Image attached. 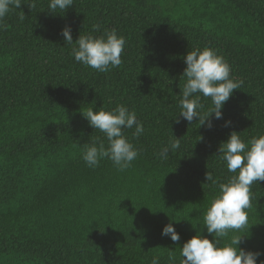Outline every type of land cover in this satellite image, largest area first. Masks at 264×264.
<instances>
[{"label":"trees","instance_id":"1","mask_svg":"<svg viewBox=\"0 0 264 264\" xmlns=\"http://www.w3.org/2000/svg\"><path fill=\"white\" fill-rule=\"evenodd\" d=\"M31 2L21 0L0 30V264H151L154 256L170 264L169 250L179 264L197 232L213 239L204 213L218 184L236 175L221 143L232 131L245 143L264 135V0H74L57 14L50 0ZM66 25L73 42L115 29L126 41L122 64L102 73L76 62ZM205 47L243 82L211 128L179 116L184 56ZM201 103L202 113L212 107L202 95ZM121 104L144 125L139 138L124 129L140 154L124 171L106 158L88 167L85 145L107 140L82 112ZM173 135L180 148L160 158ZM251 193L248 225L220 246L239 234L238 247L261 252L260 264L264 181ZM169 223L177 242L161 235Z\"/></svg>","mask_w":264,"mask_h":264},{"label":"clouds","instance_id":"2","mask_svg":"<svg viewBox=\"0 0 264 264\" xmlns=\"http://www.w3.org/2000/svg\"><path fill=\"white\" fill-rule=\"evenodd\" d=\"M21 4V0H0V30L6 27L5 17L13 8L19 9ZM73 4L74 0H50L48 7L53 14H57V10L65 12ZM28 6L34 8L35 0ZM24 19L25 15L21 12L19 20L22 22ZM99 28L100 25H93L95 31ZM61 34L65 43L72 46L70 54L75 61L86 67L106 73L122 64L121 54L126 41L123 36H118L115 29H106L100 36L80 35L75 42L71 35V26L66 25ZM184 62L186 68L182 76L186 77V83L180 93L179 116L188 122H192L194 117L198 118L200 126L207 123V127L211 128L213 125L210 117L214 114L215 119L223 118L222 109L225 103L234 90L240 89L243 82L230 78L231 68L228 62L211 48L188 51ZM201 95L211 99L212 107L206 113H202L204 105L201 103ZM82 115L107 140V146L102 141L98 145L96 142L85 145L82 156L85 164L95 168L106 158L119 171L128 169L140 152L124 135V129L134 127V138H139L145 132L135 111H130L121 104L110 111L102 107L96 111L88 108ZM230 123L231 121H226L225 126ZM179 148L180 138L173 135L167 145L161 148L158 156L168 159L169 152H175ZM219 154L226 162L228 171L236 175L231 176L226 183L218 184V194L204 213V226L213 239L197 232L180 249L182 259L179 264H257V258L262 254L238 247L242 243V236L239 234H232L230 242L223 246H220V242L221 239L228 238L230 233H238L248 225L246 210L252 206L251 185L264 181V135L253 137L245 143L236 131H232L228 139L221 143ZM206 180L214 185L218 183L210 172L206 173ZM161 235L170 236L173 242L180 240V235L172 223L163 227ZM176 259L174 251L169 250L170 264H175ZM151 264H159V257L154 256ZM260 264H264V261Z\"/></svg>","mask_w":264,"mask_h":264}]
</instances>
